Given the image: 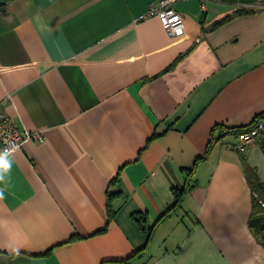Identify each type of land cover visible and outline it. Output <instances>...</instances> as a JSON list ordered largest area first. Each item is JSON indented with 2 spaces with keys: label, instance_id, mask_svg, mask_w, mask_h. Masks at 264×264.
Returning a JSON list of instances; mask_svg holds the SVG:
<instances>
[{
  "label": "crops",
  "instance_id": "0c3cea01",
  "mask_svg": "<svg viewBox=\"0 0 264 264\" xmlns=\"http://www.w3.org/2000/svg\"><path fill=\"white\" fill-rule=\"evenodd\" d=\"M152 1L0 0V111L41 136L0 167V264H264V135L204 153L264 112V0H176L180 35Z\"/></svg>",
  "mask_w": 264,
  "mask_h": 264
},
{
  "label": "built area",
  "instance_id": "2783aa9c",
  "mask_svg": "<svg viewBox=\"0 0 264 264\" xmlns=\"http://www.w3.org/2000/svg\"><path fill=\"white\" fill-rule=\"evenodd\" d=\"M175 1H152L148 4L145 14L157 17L162 27L170 34L180 35L183 32V17L173 8ZM262 135H264V115L256 118L246 129L237 132L232 146L238 151H243L252 140ZM24 136L41 139L37 132L21 131L10 117L2 115L0 111V153H9L18 148Z\"/></svg>",
  "mask_w": 264,
  "mask_h": 264
},
{
  "label": "trees",
  "instance_id": "16d2710c",
  "mask_svg": "<svg viewBox=\"0 0 264 264\" xmlns=\"http://www.w3.org/2000/svg\"><path fill=\"white\" fill-rule=\"evenodd\" d=\"M3 9H4L3 4H0V10L2 11ZM250 10H252V8H250V7L236 9L232 13L226 14V15L220 17L219 19L215 20L211 26H217L218 24H222V23L226 22L234 14H239L241 12H248ZM170 65H171V63H170ZM262 115H264V112L256 114V117L249 124L243 125V126H231L230 127V126H224L221 124L214 125L212 127V130L217 129L219 131V135L214 136L213 133L211 134L209 140L206 143L204 153L207 152L208 147L210 146V144L212 142L217 141L219 138H221L222 136H224L228 133H234V135L237 134V132H239L243 129H246L247 127L252 125L254 123V121L256 120V118L261 117ZM202 157H199V158H202ZM199 158H196L195 162ZM195 162L193 164H195ZM193 169H194V165L192 166V168L188 169L187 176H189L193 172ZM244 172L246 175V180L251 187L253 208L254 209L264 208V186H263V184L261 183V181L259 180L257 175H255L253 169L249 168L248 166H245ZM181 194H182V192L174 191V197H175L174 204L170 207V209H168V210H166V212L162 213L151 225L147 224L145 214L137 213V215L134 216L133 219L136 222L139 230L141 232H146L149 236L151 234V232L153 231V229L155 228V226L159 223V221L169 213V210L173 209L176 205L177 206L179 205V201L181 199ZM106 211H107L108 217H110L112 213H111V210L109 207L108 193H107V197H106ZM250 227L252 229H254V232H255V234H257L258 238H260L264 242V216H262L261 218L260 217L252 218L250 220ZM115 262H121V263L123 262L124 263L126 261L122 260V261H115Z\"/></svg>",
  "mask_w": 264,
  "mask_h": 264
},
{
  "label": "clouds",
  "instance_id": "9594fccd",
  "mask_svg": "<svg viewBox=\"0 0 264 264\" xmlns=\"http://www.w3.org/2000/svg\"><path fill=\"white\" fill-rule=\"evenodd\" d=\"M7 157V152L0 153V167L4 169H8L11 166V161Z\"/></svg>",
  "mask_w": 264,
  "mask_h": 264
}]
</instances>
